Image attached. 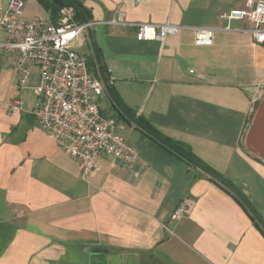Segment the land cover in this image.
Returning a JSON list of instances; mask_svg holds the SVG:
<instances>
[{"label": "crops", "instance_id": "crops-1", "mask_svg": "<svg viewBox=\"0 0 264 264\" xmlns=\"http://www.w3.org/2000/svg\"><path fill=\"white\" fill-rule=\"evenodd\" d=\"M244 2L82 0L94 24L79 37L87 45L80 54L94 61L95 49L114 78L97 105L137 151V166L147 162L138 179L106 155L82 178L79 160L36 122L31 87L38 69L30 65L19 88L15 54H0V264H264V231L239 203L119 106L187 144L245 196L264 225V94L251 101L264 87V43L223 29L247 23L220 16ZM23 15L40 12L23 7ZM117 17L184 28L163 42L139 41L135 27L104 23ZM196 26L215 28L210 45L194 43ZM17 100L21 107L11 109ZM180 206L183 215L174 220Z\"/></svg>", "mask_w": 264, "mask_h": 264}, {"label": "built area", "instance_id": "built-area-1", "mask_svg": "<svg viewBox=\"0 0 264 264\" xmlns=\"http://www.w3.org/2000/svg\"><path fill=\"white\" fill-rule=\"evenodd\" d=\"M139 2L141 0H134ZM25 0H8L0 6V28L4 38L0 39V54H15L16 79L19 88L26 87L30 65L38 69L37 83L32 86L35 94L33 114L37 124L57 145L81 165L80 175L86 179L97 168L101 155L111 157L138 179L147 167L143 161L137 166L138 153L125 139L117 134L116 122L104 116L97 105V99L114 78L106 70L105 77L92 74L85 56L73 49L71 43L79 39L94 22H76L72 7L60 9L56 18L23 15ZM221 18L241 20L245 28L225 30L248 32L257 43H264V0H245L242 7H233L222 13ZM104 23L135 27L137 40L163 42L184 28L174 23L125 22L121 17L111 18ZM214 27L196 26L194 43L210 45ZM192 72V70H190ZM264 87L258 86L251 101L259 100ZM20 100L11 104V109L20 108ZM183 215V206L173 213V219Z\"/></svg>", "mask_w": 264, "mask_h": 264}, {"label": "trees", "instance_id": "trees-1", "mask_svg": "<svg viewBox=\"0 0 264 264\" xmlns=\"http://www.w3.org/2000/svg\"><path fill=\"white\" fill-rule=\"evenodd\" d=\"M38 3L49 13L52 18H56L60 9L63 7H72L74 11V19L76 22H85L90 20V14L87 8L83 5L82 0H37ZM95 60L92 61L87 58V65L89 71L94 75H99L105 77L104 66L101 64L97 51L94 49ZM99 73V74H97ZM124 114L127 115L130 121L139 126L146 135L155 141L157 144L162 146L164 149L173 153L176 157L184 161L186 164L196 166L207 174L227 193H229L243 208V210L249 215V217L256 222L259 229L264 231V225L257 215L256 211L245 198V196L239 192L233 185H231L226 179H224L220 174L212 170L209 166L203 163L198 157H196L190 150L189 146L180 141L174 140L151 124H149L145 119L139 116H134L131 109L123 107L119 104Z\"/></svg>", "mask_w": 264, "mask_h": 264}, {"label": "rangeland", "instance_id": "rangeland-1", "mask_svg": "<svg viewBox=\"0 0 264 264\" xmlns=\"http://www.w3.org/2000/svg\"><path fill=\"white\" fill-rule=\"evenodd\" d=\"M24 9H27L28 12L35 14L36 12H40L38 16H47V11L37 2V0H28L25 3ZM73 49H75L78 53H82L86 51V44H79V39L74 40L71 43ZM118 131H121V124H119Z\"/></svg>", "mask_w": 264, "mask_h": 264}, {"label": "water", "instance_id": "water-1", "mask_svg": "<svg viewBox=\"0 0 264 264\" xmlns=\"http://www.w3.org/2000/svg\"><path fill=\"white\" fill-rule=\"evenodd\" d=\"M90 250H93V251H99L101 250L100 247H91Z\"/></svg>", "mask_w": 264, "mask_h": 264}]
</instances>
